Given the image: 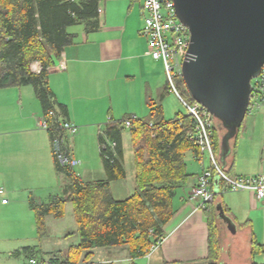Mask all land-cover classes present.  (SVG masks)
Masks as SVG:
<instances>
[{
    "label": "crops",
    "instance_id": "0c3cea01",
    "mask_svg": "<svg viewBox=\"0 0 264 264\" xmlns=\"http://www.w3.org/2000/svg\"><path fill=\"white\" fill-rule=\"evenodd\" d=\"M143 3L144 0L102 3L99 30L87 33L82 25L71 32L76 40L60 60L65 62V69H59V61L49 70V87L57 101L67 107V115L62 118L82 126L80 135L72 139L67 136L65 144L75 159L83 160L80 174L73 172L84 181L107 178L99 144L101 129L97 131L90 126L102 122L109 114L119 115L113 107V98L130 104L127 105L129 111L123 112L126 116L139 112L141 116L146 112L150 114V99H158L163 108L159 64L147 55L148 42L141 34ZM31 67L35 74L42 70L39 62ZM0 93V187L6 190L8 199L7 204L0 201V222H9L8 218L16 216L32 230L35 215L30 207L31 198L46 202L61 196L65 182L56 170L51 134L37 127L44 111L34 89L23 86L3 89ZM75 143L79 148L75 146L77 155L74 154ZM91 145L92 154L87 152ZM230 148L225 165L221 156L217 157L229 176L264 174V140L249 147H241L231 140ZM122 149L124 163L123 136ZM88 158L100 160L96 173L92 172L94 165H84ZM201 167L200 159L190 154L188 171L191 177L175 196V214L164 227L165 238L149 259L141 258L145 259L142 264H208L207 219L203 210H198L199 201L191 200ZM119 181L111 183L113 195ZM215 187L217 189L218 185ZM215 202L224 208L235 225L232 231L218 218L220 264H264V252L253 255L251 250L253 240L264 246V201L258 200L252 192L242 191L216 196ZM36 251L39 252L37 246ZM98 251L105 257L108 255L100 261L115 264L129 261L126 248L100 249L95 254Z\"/></svg>",
    "mask_w": 264,
    "mask_h": 264
},
{
    "label": "trees",
    "instance_id": "16d2710c",
    "mask_svg": "<svg viewBox=\"0 0 264 264\" xmlns=\"http://www.w3.org/2000/svg\"><path fill=\"white\" fill-rule=\"evenodd\" d=\"M105 1L0 0V90L31 86L44 116L49 117L50 111L56 113L55 117H49L51 123L66 116L67 107L57 101L49 87V70L63 59L66 49L75 42L76 35L68 31L71 26L84 25L87 33L99 30V10ZM34 62L42 66L39 74L31 71ZM177 83L181 96L191 104L196 103L183 78ZM169 90L166 87L165 93ZM148 104L149 117L135 119L129 129L135 191L128 198L116 199L111 188L113 181L126 177L122 149L125 126L122 124H106L101 128L99 144L107 174L105 180L84 181L54 158L57 173L65 182L63 194L46 202L31 198L38 236L46 235V217L62 218L65 205L71 203L77 224L73 234L78 235L79 243L71 246L66 254H54L46 264H115L95 261L94 257L96 250L116 248L127 249L129 261L126 264H138L137 260L145 257L152 245L165 238L164 227L175 214V196L191 177L186 156L192 154L198 158L200 150L189 140L195 122L188 113L165 119L160 103L149 100ZM151 125L156 131L154 137ZM221 132L222 129L213 126L217 157L221 156ZM238 132L232 140L237 139ZM217 207L214 201L203 210L208 226V264H219L221 259ZM251 250L253 255L264 252V246L253 240ZM21 251L28 261L26 264L30 260L45 264V260L37 257L36 247H25Z\"/></svg>",
    "mask_w": 264,
    "mask_h": 264
},
{
    "label": "water",
    "instance_id": "95a60500",
    "mask_svg": "<svg viewBox=\"0 0 264 264\" xmlns=\"http://www.w3.org/2000/svg\"><path fill=\"white\" fill-rule=\"evenodd\" d=\"M190 31L183 80L196 103L226 129L221 159L249 111L252 81L264 66V0H174ZM216 183L218 180L215 181ZM219 218L235 225L218 205Z\"/></svg>",
    "mask_w": 264,
    "mask_h": 264
},
{
    "label": "built area",
    "instance_id": "2783aa9c",
    "mask_svg": "<svg viewBox=\"0 0 264 264\" xmlns=\"http://www.w3.org/2000/svg\"><path fill=\"white\" fill-rule=\"evenodd\" d=\"M99 13H101V10H99ZM142 13L144 24L141 34L148 42L147 55L156 62H162L171 92L178 97L186 108L188 115L195 122V129L190 134L189 140L200 150L198 159H200L202 167L198 183L192 189L191 200L199 201L198 210L201 211L206 209L210 203H213L216 196L229 192L249 191L258 200L264 201V174L252 177L229 176L218 162L214 150L212 129L216 119L200 104L188 103L178 91L176 82L178 79L183 78V65L189 51L191 34L189 28L179 20L174 0H144ZM59 69H65L64 61H60ZM253 81L250 106L256 95L259 98L256 99L257 102L255 103L257 105L264 104V66L260 75ZM48 116L50 118L55 117L56 113L50 111ZM49 117L43 116L39 119L37 127L40 130L53 134L52 148L57 163L62 167L73 170L81 164V161L75 159L69 153L65 139L67 136H76L79 133V127L63 118H58V120L51 123ZM135 119L137 118L133 115L128 119L122 120L108 118L103 127L106 124L120 123L130 129ZM150 127L152 136H156L154 126L151 125ZM206 154L210 161L208 167L204 162ZM216 180H218L217 183L215 182ZM216 185H218L217 189ZM0 201L2 204L8 203L6 190L3 187H0ZM161 243L152 245L147 251L145 258L149 259ZM29 264H37V261L30 260Z\"/></svg>",
    "mask_w": 264,
    "mask_h": 264
},
{
    "label": "rangeland",
    "instance_id": "374dc122",
    "mask_svg": "<svg viewBox=\"0 0 264 264\" xmlns=\"http://www.w3.org/2000/svg\"><path fill=\"white\" fill-rule=\"evenodd\" d=\"M81 26L82 25L71 26L68 31L70 33L74 32L77 28H80ZM157 63L159 64L158 72L162 80L161 96L163 97L162 104H163L165 118L172 119L178 113L186 114L187 110L180 102L178 97L170 90L167 93H165V88L169 87L165 75V69L162 62H157ZM31 71H32V67H31ZM28 88L33 90L31 86H28ZM9 89H14V88H9ZM257 98H259L258 95H256L252 100L251 103L252 105L249 107L248 114L246 115L245 120L238 132V137L235 140L237 141V143L240 144L241 147L243 146L249 147L250 144H256V143L259 144L260 142L262 143V141L264 140V104L257 105L255 103L257 102L256 100ZM153 101L156 102L157 104L160 103L158 99H154ZM186 101L189 102L188 100ZM127 105L130 104L125 103V100L120 99V101H118L116 98H113V107L118 110L119 115L112 116L109 114L105 120L93 124L90 127L94 126L95 129H97L98 131L100 127L102 128L103 125L107 122L108 118H112L115 120H122L126 118L127 116L126 114H123V112L125 110L129 111V107ZM129 115L136 116V118H143V117L146 118L149 117L148 116L149 112H146L144 116H141V112L131 113ZM214 125L219 127L220 130L222 129L221 136L222 134H224V132L226 133V129H224L222 124L220 125L216 121ZM77 126L79 127V133L76 136H72V137L70 136L71 139L79 136L81 133L82 126L80 125ZM232 141L235 143L234 140ZM77 145L78 143L74 144L75 155H77L76 148L79 149ZM84 147L88 149L89 146L88 144H85ZM123 147H124V156H125L124 169H125L126 177L120 180L115 185L114 197L116 199L117 198L126 199L129 196L133 195L135 191V184H134L135 165L133 160V148L131 145L130 130L128 127H125V131L123 133ZM92 149L93 146L91 145L90 149L87 150V152L89 151L92 154ZM89 158L84 165L87 164L94 165L91 168L94 170L92 172L96 173V170L100 168L99 165H101V162L99 159H97L98 157L96 158V160L95 159L89 160ZM189 159H190V155L187 154L186 160L188 165H189ZM77 160H80L81 164H83V160L81 158H77ZM204 162L205 165L208 167L210 161L207 154L204 157ZM81 164L73 169L75 173L80 174ZM95 175L98 176V174ZM9 219H10L9 222L6 223L0 222V264L28 263L24 253L21 250L25 247H34V246L35 247L37 246V248H39V254L37 257L39 259L45 260V264H46L48 259L52 257L54 254H58L59 256L66 254V252L71 246L79 243L78 235L73 234V232L77 230V224L73 212V205L71 203H67L65 205L64 216L62 218H55L52 215L46 217L45 219L46 235L43 236V238H39L38 236L34 217L32 220L33 221L32 230H29V227H27L26 224L21 222L20 219L16 216L8 218V220ZM19 251L21 252V254L17 255L16 253ZM106 257H108V255ZM106 257L104 253H100L98 251V253L95 254L94 260L100 261V259ZM143 260L145 261V259ZM143 260L142 259L138 260V264H142L144 262Z\"/></svg>",
    "mask_w": 264,
    "mask_h": 264
}]
</instances>
